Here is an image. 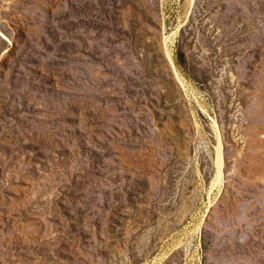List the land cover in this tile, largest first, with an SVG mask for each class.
I'll use <instances>...</instances> for the list:
<instances>
[{
	"label": "rangeland",
	"instance_id": "obj_1",
	"mask_svg": "<svg viewBox=\"0 0 264 264\" xmlns=\"http://www.w3.org/2000/svg\"><path fill=\"white\" fill-rule=\"evenodd\" d=\"M226 2L0 0V264H264V30Z\"/></svg>",
	"mask_w": 264,
	"mask_h": 264
},
{
	"label": "water",
	"instance_id": "obj_2",
	"mask_svg": "<svg viewBox=\"0 0 264 264\" xmlns=\"http://www.w3.org/2000/svg\"><path fill=\"white\" fill-rule=\"evenodd\" d=\"M238 16H253L255 22L262 26V31L264 30V21L259 13L255 11L252 0H227L218 24L226 26L230 18Z\"/></svg>",
	"mask_w": 264,
	"mask_h": 264
},
{
	"label": "bare ground",
	"instance_id": "obj_3",
	"mask_svg": "<svg viewBox=\"0 0 264 264\" xmlns=\"http://www.w3.org/2000/svg\"><path fill=\"white\" fill-rule=\"evenodd\" d=\"M167 54H168L169 60H170V62H171L172 60H171V58H170V53H169V51H167ZM218 168H219V178H218V181L221 183L222 178H223V175H224V174H223L224 161H223L222 148H221L220 151H219ZM219 182H218V183H219ZM218 183H216L215 186H216Z\"/></svg>",
	"mask_w": 264,
	"mask_h": 264
}]
</instances>
